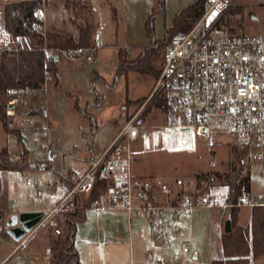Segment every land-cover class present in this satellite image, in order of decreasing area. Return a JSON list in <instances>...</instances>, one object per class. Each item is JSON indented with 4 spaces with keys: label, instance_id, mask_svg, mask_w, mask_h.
<instances>
[{
    "label": "rangeland",
    "instance_id": "1",
    "mask_svg": "<svg viewBox=\"0 0 264 264\" xmlns=\"http://www.w3.org/2000/svg\"><path fill=\"white\" fill-rule=\"evenodd\" d=\"M9 1L18 0H0V19L5 4ZM197 1L166 0L165 6L162 7L159 0H87L92 4V8L91 11H84L95 24V29L100 24L105 25L101 31L103 47L99 50L98 58L94 62L86 59H66L68 68L61 71L63 88H37L25 92L22 98L9 97L10 102L15 104L14 108H9V118L13 120L12 127L21 132L19 138L14 133L7 132L0 119V150L8 147L11 154L18 155H21L23 149L29 151L28 168L9 170L2 174L3 205L6 208H13L18 213L41 212L46 216L66 195L67 186L64 181L68 175L88 171L104 152L105 147L118 135L123 125L140 108L144 106L137 117L144 124L141 131L152 130L163 122V110L156 104L160 97H150L160 73L154 76L134 70L128 75L119 74L121 53L128 60H134L151 43L166 41L169 29L181 11ZM47 4V32L65 30L78 33L77 24L72 19L75 15L65 7L64 0H47ZM228 15L229 18L224 23L227 29L232 28L235 33L242 35L264 34V0H235ZM81 20L83 21L82 18ZM149 27L152 28L151 32ZM63 62L65 60L61 61L62 64ZM92 80H95L96 92L92 89L91 93L89 90L80 93V104L87 108L88 115L80 112L73 98L64 91L93 88ZM96 98L102 101L98 106L92 102L87 104L88 100ZM43 116L45 117L41 118ZM29 117L36 119L35 122L21 124ZM43 120L49 124L46 130L41 125ZM222 140L224 143H219L213 155L202 137H185L183 142L186 145L183 147L180 145L182 141H173V144L168 146H164L160 141L157 145H149L148 148L144 145L143 137L139 135L134 146V170L138 175L158 176L163 180L180 177L185 181L186 194L196 198L202 193L197 190V174L230 170V164L234 161L233 145H226L225 138ZM148 142L147 139V144ZM51 155L54 157L51 158ZM110 158L112 157L108 159ZM212 158L216 160V165L210 162ZM246 161L250 165L251 197L248 204L242 206L243 218L247 215L250 205L258 202V196L264 193V173L253 161ZM41 163H45L48 168H40ZM28 179L34 184L27 183ZM221 183L223 181L219 179L216 183V186H219H214L209 192L221 191L225 194L227 189L220 186ZM87 200L89 193H78L56 212L46 226L42 225L38 229L29 243L16 248L10 255V251L24 235L20 238L15 227L5 223L0 232V261L7 255L9 257L1 264L47 263L46 247L50 237L47 230L60 224L61 219L65 218L64 212L73 210L72 201H76V206H83ZM215 207L203 205L194 206L191 210L182 208L181 215L177 218H174L169 210H164L163 214L154 211L153 214L161 219L166 229L165 245L161 247L154 245L149 219L152 214L142 210L133 212L132 225L129 227L127 221L123 229L133 230L136 236L147 232L149 240L136 241L133 257L131 252H127L123 264H212L213 251L220 254L222 244L219 240L215 242L211 215L215 214L217 219L225 216V220L229 216L227 207ZM96 211L93 207L87 211L88 219L80 225L77 242L83 235L90 237L99 234L95 230L96 222L93 216ZM4 216L5 219L8 218L6 213ZM147 246H150V250H147ZM185 246L188 247L187 252L183 250ZM159 249L163 250L161 258L158 256ZM149 252L153 253L152 258H148Z\"/></svg>",
    "mask_w": 264,
    "mask_h": 264
},
{
    "label": "built area",
    "instance_id": "2",
    "mask_svg": "<svg viewBox=\"0 0 264 264\" xmlns=\"http://www.w3.org/2000/svg\"><path fill=\"white\" fill-rule=\"evenodd\" d=\"M234 3L235 0H206L200 17L191 28L175 33L168 41L162 69L150 95H157L165 100L163 122L152 130L141 131L144 124L137 117L144 106L140 108L123 125L103 156L74 180L72 188L67 190L63 199L51 208L29 235L42 225L46 226L56 212L76 194L91 192L100 170L103 176L112 177L114 182L93 202L92 207L96 210L123 209L130 214L142 210L153 214L154 210L162 208L190 209L194 206L214 207L225 203L227 191L225 194L221 191L202 193L194 198L188 194L180 195L185 184L180 177L171 181L158 176L136 175L133 158L139 135L148 148L151 144L157 145L160 140L171 145L174 139L182 141L180 145L183 147L186 145L183 142L185 137H202L213 155L225 138L226 145L241 147L246 152L244 160L253 161L264 173V34L242 35L225 27V13L230 11ZM42 4L37 10V17L41 22L36 26L44 36L43 50L50 55L54 53L67 59L93 62L101 47V31L105 25L100 24L95 30L94 45L89 49L67 51L50 48L47 36V0H42ZM24 47H31L30 38L22 34L15 35L0 22V52H16ZM47 86L43 88L47 89ZM24 93L14 97L22 98ZM10 104H13L10 108L15 107L14 103ZM35 120L29 117L21 124H32ZM41 125L46 130L49 124L43 120ZM12 157L15 160L21 159L18 154H12ZM210 162L217 164L214 158ZM39 167L48 168L45 163L39 164ZM27 183L34 184L30 179ZM159 195L164 196L165 203H161ZM248 199V196H242L241 203L248 202ZM258 200L255 203H264V193L258 196ZM53 225H56L55 222ZM54 229L61 232L58 225ZM147 249L150 250V246ZM184 250L187 251L188 247L185 246ZM47 252L49 256L50 250ZM152 257L153 253L149 252L148 258Z\"/></svg>",
    "mask_w": 264,
    "mask_h": 264
},
{
    "label": "trees",
    "instance_id": "3",
    "mask_svg": "<svg viewBox=\"0 0 264 264\" xmlns=\"http://www.w3.org/2000/svg\"><path fill=\"white\" fill-rule=\"evenodd\" d=\"M159 1L164 7L166 0ZM64 3L65 7L75 15L72 19L77 24L78 36L73 35L70 31L51 30L47 32L48 46L67 51L77 48H81L83 51L89 49L94 45L96 26L88 15L86 16L84 10L91 11L92 4L88 3L87 0H64ZM205 4L206 0H198L197 3L183 9L175 19L174 25L169 29L168 39L163 42L151 43L134 60H128L121 53L118 73L128 75L131 71L138 70L158 76L162 69L168 41L175 33L191 28L200 17ZM5 5L0 21L15 35H25L31 41V47H24L16 52H0V119L4 129L9 133H14L19 138L21 132L12 127L13 120L9 118V97L45 87L51 80L57 79L59 68L54 53L50 55L43 50L44 36L36 26L38 22H41L37 17V10L43 5L42 0H18L7 2ZM229 13L230 11L225 13L224 23L228 20ZM80 18L83 21H80ZM149 29L151 32L152 28L149 27ZM229 31L235 32L232 28ZM156 104L161 106L163 111L166 109L163 98L158 99ZM78 109L89 115L87 108L78 106ZM28 154L29 151L23 149L21 159L15 160L8 147L3 148L0 150V171L28 168ZM245 154L246 152L241 147L234 145L232 147L234 161L231 162L229 171H208L196 175L197 190L202 193L204 191L209 192L219 179L228 187L226 203L231 205L233 229L223 233L224 257L213 258L212 264H264V203H253L251 221L248 226L238 224L241 198L244 195L248 197L251 195L249 193L250 165L244 160ZM77 177L76 173L68 175L64 181L67 190L72 188ZM95 181L92 191L89 192V200L83 206H76V201H72L73 210L63 213L65 218L61 219L58 225L61 232H56L52 227L47 230L50 235L48 245L50 254L47 264H84L80 257L79 247H77L78 224L87 219V210L92 207L93 202L98 198L97 196L114 182L112 177L103 176L101 170L96 174ZM3 189V179L0 175V195ZM186 190L183 187L180 195L186 194ZM5 211L8 212V209L0 201V232L5 224ZM150 221L155 227L157 223L151 215Z\"/></svg>",
    "mask_w": 264,
    "mask_h": 264
},
{
    "label": "crops",
    "instance_id": "4",
    "mask_svg": "<svg viewBox=\"0 0 264 264\" xmlns=\"http://www.w3.org/2000/svg\"><path fill=\"white\" fill-rule=\"evenodd\" d=\"M9 2H11V1H9ZM233 6H232V8H233ZM71 33H73V32H71ZM77 34L73 33V35L78 36ZM102 47H103V45H101L99 50H101ZM99 50H98L96 59L98 58V54L100 52ZM56 59L58 61V66H59L58 67L59 68L58 76H57L56 80L53 79V80H51L48 83L47 89L48 88L51 89V86H52V89L53 88L54 89L55 88H59L60 89L61 86L63 88L61 71L63 69H65V68H68L67 67V64H68L67 60H74V61L81 60V59H69V58L67 59V58H65L63 56H58ZM62 60L63 61L65 60V62H63V64L61 63ZM74 65H76V64H74ZM96 72L97 71H95V73ZM94 81L92 80V84H93L92 87L93 88H86L85 87V89H82V91H80L81 89H69L67 91H64L68 96L70 95L73 98V100L76 102L75 106H76L77 109H78V106L81 107V108H84V106L82 104H80V101H81L80 100V98H81L80 97V93H84L83 91H86V90H89V92L91 93L92 89L96 92V88H95L96 84H94L95 83ZM108 85L111 86L109 83H108ZM91 102L94 103L96 106H98L102 101L99 100V98L90 99V100L87 101V104H90ZM83 114H85V113H83ZM119 133H118V135H119ZM118 135H116L114 137V139L111 141V143H109L105 147V150L107 149L108 146H110L114 142V140L116 139V137ZM25 140H27V138H25ZM173 141L178 142L176 139H174ZM163 143H164V145L166 144V146L168 145V143H166V142H163ZM105 150H104V152H105ZM104 152L101 154V156L99 158H101L103 156ZM53 157L54 156L51 155V158H53ZM7 171H9V170H7ZM2 174H3V171H0V175L1 176H2ZM77 175L81 176L82 174H77ZM171 181H175V179H173ZM218 186L219 185H217V186L215 185V188H217ZM220 186H222V187L224 186V187H226V189H228L227 184H225V183H221ZM159 196H160V199H161V203H165L164 196L163 195H159ZM250 197H251V195H250ZM0 201L3 204V195L2 194L0 195ZM246 204H248V203L246 202V203H240L239 204V210L240 211H239V216H238V224H240L242 226H248L250 224V221H251V210H252L251 206L252 205H250V207L248 208L249 210H248L247 215L244 218L242 217V206L246 205ZM219 207H227L229 215H231V210H230L231 209V205L226 203V200H225V203L220 204L219 206H216L215 208H219ZM7 209H8V212H6L7 215H8L9 212H15L13 210V208L9 209L7 207ZM181 209L182 208H179V209L178 208H162V209H157V210H154V211H158V213L163 214L164 210H169V211L172 212L173 217L177 218V217H180V215H181V211H180ZM93 214H94L93 215L94 216V220L96 222L95 223L96 224L95 225V230L99 234L97 236L93 235V236H90V237L87 236V235L86 236L83 235V236L80 237L79 241L77 242V247H79V249H80V257H81V260L83 261L82 263H85V264H123L124 263L123 261H125V257L124 256H125V254H127V252H131V255L133 257L135 246H136L135 245L136 241L139 240V242H143V240H144L145 242H147L149 240V235H147V232L146 233L142 232V234H138V236H136L133 230L132 231H130V230L128 231L127 229L126 230L123 229V225H124V223H127V221H128L129 227L132 225V223H133V221H132L133 212L130 214L126 210H123V209H121V210L105 209V210H102V211L97 210ZM151 216H152L153 220L157 223L156 226L153 227L152 224H151V221H150L152 232H153V239H154V234L156 232L157 233V239L159 241H161L163 246H164L165 245V235H166V229L164 228V223H162L161 219L157 218L154 214H152ZM87 217H88V215H87ZM7 219L8 218L6 217L5 223H6ZM149 219H150V217H149ZM211 220H212V226H213V231H214L213 233H214L215 242H218V240H219V243L222 244V248H221V253L220 254H218L215 250L213 251V256L211 258L212 261H213V258H215V257H217V258L224 257V243L222 242V237H223V233L226 232L225 231V227H226L225 226V222H226L227 219L225 220V216H223L221 219L220 218L217 219L216 215L213 214V215H211ZM82 223H84V222H81L78 225L77 231L80 229V225ZM5 225L6 224H4V226ZM14 227H15L16 231L19 233V236L21 238V236H22L21 226L20 225H16ZM37 231H35V233H33L31 235H29V233H25L24 234V238L19 243H17L14 246V248L10 251L9 255L13 251H15L16 248L23 247L25 244L29 243L31 241V239L33 238V236L37 233ZM49 242H50V237L48 238V245H49ZM46 248H47V251H48V249H49L48 246ZM183 250H184V247H183ZM159 251L161 252V256H159ZM187 251H185V252H187ZM9 255H7L5 258H3L0 261V264L3 261H5V259L8 258ZM162 255H163V250L159 249L158 250V256L161 258ZM147 256H148V254H147ZM48 257L49 256L47 255V258ZM44 264H47V263H44Z\"/></svg>",
    "mask_w": 264,
    "mask_h": 264
},
{
    "label": "water",
    "instance_id": "5",
    "mask_svg": "<svg viewBox=\"0 0 264 264\" xmlns=\"http://www.w3.org/2000/svg\"><path fill=\"white\" fill-rule=\"evenodd\" d=\"M55 57H58V54H55ZM13 104H10V107H12ZM45 215H43L41 212H35V211H24L22 213L18 212H10L8 214V219L6 221L7 225L10 226H21V232L22 235L25 233H31L33 229H35L39 224L40 221L44 218ZM225 231L230 232L233 229L232 226V216L229 215L225 222ZM154 245H157L159 247L163 246L162 242L157 239V233L154 234ZM159 256H161V252L159 251Z\"/></svg>",
    "mask_w": 264,
    "mask_h": 264
}]
</instances>
